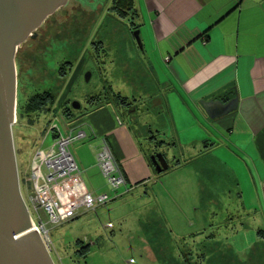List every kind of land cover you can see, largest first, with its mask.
Listing matches in <instances>:
<instances>
[{
  "label": "crops",
  "instance_id": "0c3cea01",
  "mask_svg": "<svg viewBox=\"0 0 264 264\" xmlns=\"http://www.w3.org/2000/svg\"><path fill=\"white\" fill-rule=\"evenodd\" d=\"M133 2V32L139 31L143 44L139 60L147 62L153 84L140 67L131 71L146 80L136 82L142 85L140 97L134 96L136 86L129 80L133 88L124 94L111 88L130 103L90 105L67 122V136L59 133L56 138L84 134L74 140L75 159L92 194L114 197L110 203L134 193L142 202L150 199L139 223L154 238L161 237L160 222L172 212L168 200H174L177 184H198L199 203L210 200L213 206L224 193L211 186L229 185V196L242 206L237 217L230 218L231 225L240 223L232 230L235 241L229 250L245 242L240 238L256 236L249 243L246 264H264V0ZM128 76L126 72L123 78ZM236 97L237 111L218 120H211L201 104ZM104 144L125 180L117 193L97 164ZM176 150L183 158L174 155ZM158 153L169 164L161 174L151 162ZM201 235L199 231L196 236Z\"/></svg>",
  "mask_w": 264,
  "mask_h": 264
},
{
  "label": "rangeland",
  "instance_id": "374dc122",
  "mask_svg": "<svg viewBox=\"0 0 264 264\" xmlns=\"http://www.w3.org/2000/svg\"><path fill=\"white\" fill-rule=\"evenodd\" d=\"M114 1L117 0H69L37 31L39 38L26 48L23 63L16 58L18 89L13 133L25 198L26 179L35 152L55 147L57 134L67 136L65 129L72 117L66 114V108L77 117L93 104H118L113 90L124 94L131 87L130 81L136 86L131 87L134 96L140 97L138 91L142 85L136 82L143 79L134 75L139 67L148 74V83L153 84L147 62L139 60L138 44L133 45L134 22L131 17L119 18L113 9ZM131 71L134 73L130 74ZM126 72L128 79L123 78ZM88 74L92 75L89 81ZM45 91L57 98L53 108L39 114H25L22 106L35 93ZM74 102L80 103V110L73 109ZM56 125L57 131L53 129ZM74 143L69 148L76 158ZM171 155V152L167 154L169 161ZM174 155L178 159L184 156L181 150L174 151ZM177 185L174 200H168L172 212L167 213V221L160 219L162 231L158 238L141 229L139 222L149 210L150 199L147 197L144 203L135 193L84 212L74 220L50 225L53 242L50 253L55 264H246L249 243L256 236L240 238L245 242L229 250L235 241L232 230L240 223L231 225L230 218H236L242 209L236 197L229 196L230 186L210 185L216 192L225 194L213 206L210 200L206 205L199 203L198 184ZM204 225H208L206 231L202 230ZM199 231L204 235L196 236ZM83 245L90 248L86 258L78 254Z\"/></svg>",
  "mask_w": 264,
  "mask_h": 264
},
{
  "label": "water",
  "instance_id": "95a60500",
  "mask_svg": "<svg viewBox=\"0 0 264 264\" xmlns=\"http://www.w3.org/2000/svg\"><path fill=\"white\" fill-rule=\"evenodd\" d=\"M69 0H0V264H55L41 236L32 230L31 215L21 191L13 127L17 107V53L45 21ZM141 50L139 31L134 32ZM87 75V80L91 78ZM238 97L202 101L211 120L237 111ZM80 110V103H73ZM157 173L169 169L167 158L151 157Z\"/></svg>",
  "mask_w": 264,
  "mask_h": 264
},
{
  "label": "built area",
  "instance_id": "2783aa9c",
  "mask_svg": "<svg viewBox=\"0 0 264 264\" xmlns=\"http://www.w3.org/2000/svg\"><path fill=\"white\" fill-rule=\"evenodd\" d=\"M57 128L56 125L53 129L57 131ZM83 137L80 133L75 138H61L49 150L38 149L26 179L28 193L27 198H23L31 215L32 230L41 236L49 251L53 245L50 225L71 221L81 211H94L114 198L107 194L94 195L88 190L69 148L74 140ZM97 164L111 189L117 193L125 180L106 144L98 153Z\"/></svg>",
  "mask_w": 264,
  "mask_h": 264
},
{
  "label": "trees",
  "instance_id": "16d2710c",
  "mask_svg": "<svg viewBox=\"0 0 264 264\" xmlns=\"http://www.w3.org/2000/svg\"><path fill=\"white\" fill-rule=\"evenodd\" d=\"M114 3L115 5L113 6V9L114 11H117L120 19L124 20V19H129L131 17L130 18L131 21L134 22L137 12L135 10L133 0H117L114 1ZM132 27L133 30L137 28L135 23L132 24ZM37 40L30 39L22 46L21 50L18 51L17 57L19 59L20 64L23 63V53L25 52L26 48L27 47L29 48ZM116 96H117L116 98L118 99V104L128 105L130 103V99L124 98L120 94H116ZM56 99H57L56 96L50 91L38 92L35 93L22 107L23 110L25 111V114L28 115L37 114V113L39 114L41 112L50 111L55 105ZM66 111L69 112V113L66 112V114L70 115L71 117L73 116L71 111H69L67 108ZM89 249H90L89 245L88 246L83 245L82 248L79 249L78 254L86 258L89 255L90 252Z\"/></svg>",
  "mask_w": 264,
  "mask_h": 264
},
{
  "label": "flooded vegetation",
  "instance_id": "af4514ba",
  "mask_svg": "<svg viewBox=\"0 0 264 264\" xmlns=\"http://www.w3.org/2000/svg\"><path fill=\"white\" fill-rule=\"evenodd\" d=\"M47 21V20H46ZM46 21H45V23H46ZM45 23H43V25L45 24ZM42 25V26H43ZM42 26L38 29V31L42 28ZM39 37V35H38V33L36 32V34L34 35V37H30L28 40H27V42L30 40V39H37ZM188 263H190V262H188Z\"/></svg>",
  "mask_w": 264,
  "mask_h": 264
}]
</instances>
